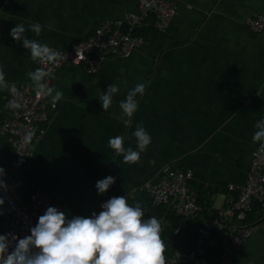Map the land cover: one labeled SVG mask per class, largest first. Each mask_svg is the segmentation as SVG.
<instances>
[{"label":"crops","instance_id":"obj_1","mask_svg":"<svg viewBox=\"0 0 264 264\" xmlns=\"http://www.w3.org/2000/svg\"><path fill=\"white\" fill-rule=\"evenodd\" d=\"M139 2L0 0V67L6 80L16 88L34 89L27 73L38 66L30 51L9 35L16 24L25 26L29 39L65 50L106 21L127 30L125 15L137 11ZM175 2L176 14L166 28L155 17L138 27L146 42L129 56L108 57L95 73L83 64H65L53 73L51 86L63 97L22 167L14 166V150L0 132V166L4 176L22 182L24 197L42 193L71 218L98 213L104 201L124 195L150 214V198L134 194V188L160 180L169 165L193 172L188 187L206 213L190 220L219 217L234 223L229 206L261 144L252 135L256 121L264 117V32H253L246 20L264 14V0ZM36 22L43 25L39 35L28 28ZM111 83L119 92L104 112L98 96ZM137 83L145 84V92L137 95V111L125 126L119 102ZM8 93L0 90V103ZM138 124L152 141L138 162L126 163L108 140L119 135L125 148L135 149L132 133ZM108 175L115 183L98 194L97 180ZM0 198V234H8L14 214ZM169 209L165 205L159 211L161 222ZM228 264H264V230L257 229Z\"/></svg>","mask_w":264,"mask_h":264},{"label":"built area","instance_id":"obj_2","mask_svg":"<svg viewBox=\"0 0 264 264\" xmlns=\"http://www.w3.org/2000/svg\"><path fill=\"white\" fill-rule=\"evenodd\" d=\"M175 0H140L139 9L125 15L129 24L127 30L117 24L106 21L93 34L80 38L69 49H58L59 59L52 64L38 67L51 69L54 73L65 64L85 65L89 72L95 73L108 57H125L141 48L146 42L144 34L137 31L139 26L147 23L152 17L160 28H166L176 14ZM246 25L256 33L264 32V14L247 18ZM47 83L51 86V78ZM18 96L10 92L3 96L0 103V132L7 137L15 153L14 166L22 167L31 154L33 142L42 138L46 126L52 118L57 104L50 97L38 94L35 89L29 90L17 87ZM15 100L19 108L10 107ZM35 134L25 139L28 131ZM193 176L191 170H176L165 166L158 181H148L134 188V194L147 195L154 207L170 205L177 214L191 218L204 210L198 198L188 187V180ZM4 186H0V194L13 210V220L9 225V233L23 238L30 235V229L37 223L48 206H57L50 197L39 193L23 196L22 182L16 177H0ZM230 189L236 190L234 185ZM260 204L264 211V143H261L252 155V162L245 184L239 189L237 197L228 209L234 223L226 224L222 218L214 217L202 221L198 235L191 250H177L171 257L165 258L166 264H228L236 251L246 242L257 229L264 230V218L249 223L248 216L254 211V206ZM223 247L219 259L209 260L207 250L215 245Z\"/></svg>","mask_w":264,"mask_h":264},{"label":"clouds","instance_id":"obj_3","mask_svg":"<svg viewBox=\"0 0 264 264\" xmlns=\"http://www.w3.org/2000/svg\"><path fill=\"white\" fill-rule=\"evenodd\" d=\"M28 28L39 35L43 25L36 22ZM25 31L23 24H16L9 35L30 51L33 61L55 66L60 54L45 43L29 39ZM5 75L0 67V90L7 89L17 97L16 86L6 80ZM27 75L38 94L50 97L53 104L61 100L63 92L47 83L48 79L54 78L51 69L38 67ZM118 92L119 86L111 83L98 96L104 112L109 110L113 96ZM144 92L145 84L137 83L119 102L125 126L130 124L137 111V95ZM9 106L19 108L20 104L13 100ZM254 129L253 142L264 143V117L256 121ZM34 134V130L28 131L25 139H30ZM132 135L136 138L135 149L125 148L122 136L108 140V146L122 155L126 163L138 162L140 153L152 141L151 135L141 124L136 126ZM4 174L5 169L0 166V177ZM115 179L108 175L97 180V193H105ZM0 186H4L2 179ZM3 203V198H0V205ZM101 209L90 216L73 215L69 218L59 207L48 206L31 227L30 235L18 238L11 233L0 234V264H166L162 223L155 216L146 217L140 202L130 203L124 195L113 196L101 204Z\"/></svg>","mask_w":264,"mask_h":264},{"label":"trees","instance_id":"obj_4","mask_svg":"<svg viewBox=\"0 0 264 264\" xmlns=\"http://www.w3.org/2000/svg\"><path fill=\"white\" fill-rule=\"evenodd\" d=\"M149 203L150 214H145L146 217L155 216L158 219H161V212L159 213V211L164 206L154 207L151 201ZM203 208L205 209V206H203ZM202 213L204 214L206 211ZM163 217L164 220L161 222V236L164 243H167L164 249L165 258L173 256L177 250H191L194 246V241L198 235V228L202 221L198 222L197 219L190 220V218L183 217L177 214L172 207ZM262 218H264V211L260 204H256L254 206V211L248 216L246 222L253 223ZM179 227H181V229L177 232ZM222 253L223 247L221 244L217 243L207 250L206 257L212 261L219 259L222 256Z\"/></svg>","mask_w":264,"mask_h":264}]
</instances>
